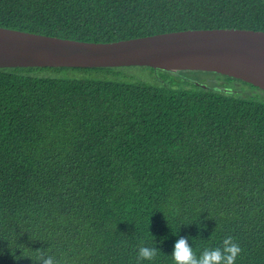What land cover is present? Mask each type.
Returning <instances> with one entry per match:
<instances>
[{"label": "trees", "instance_id": "1", "mask_svg": "<svg viewBox=\"0 0 264 264\" xmlns=\"http://www.w3.org/2000/svg\"><path fill=\"white\" fill-rule=\"evenodd\" d=\"M0 26L92 42L264 31V0H0ZM190 72L0 67V264H175L180 236L197 256L230 236L235 264H264V91Z\"/></svg>", "mask_w": 264, "mask_h": 264}, {"label": "water", "instance_id": "2", "mask_svg": "<svg viewBox=\"0 0 264 264\" xmlns=\"http://www.w3.org/2000/svg\"><path fill=\"white\" fill-rule=\"evenodd\" d=\"M149 66L208 71L264 91V31L188 29L112 42L54 37L0 26V67Z\"/></svg>", "mask_w": 264, "mask_h": 264}, {"label": "clouds", "instance_id": "3", "mask_svg": "<svg viewBox=\"0 0 264 264\" xmlns=\"http://www.w3.org/2000/svg\"><path fill=\"white\" fill-rule=\"evenodd\" d=\"M189 237L180 236L175 240L171 251V256L175 264H235L237 255L240 253V246L232 237H225L222 247L205 249L197 256L189 243ZM156 247L142 246L138 250L140 260L152 261L157 255ZM41 256L37 260H41ZM42 264H56L51 256H43Z\"/></svg>", "mask_w": 264, "mask_h": 264}, {"label": "rangeland", "instance_id": "4", "mask_svg": "<svg viewBox=\"0 0 264 264\" xmlns=\"http://www.w3.org/2000/svg\"><path fill=\"white\" fill-rule=\"evenodd\" d=\"M212 73L213 72H204V71H202V72H199V73H191L190 72L187 75H189L191 77L194 76L200 81L202 80V81H207V82H210V83H217V82L223 81L222 77H219L216 74H212ZM176 74H179V73H176ZM184 74H186V73H184ZM236 84H239V83H236ZM256 91H257L256 89H249V92H253L254 93Z\"/></svg>", "mask_w": 264, "mask_h": 264}, {"label": "flooded vegetation", "instance_id": "5", "mask_svg": "<svg viewBox=\"0 0 264 264\" xmlns=\"http://www.w3.org/2000/svg\"><path fill=\"white\" fill-rule=\"evenodd\" d=\"M173 73H177V72H173Z\"/></svg>", "mask_w": 264, "mask_h": 264}]
</instances>
